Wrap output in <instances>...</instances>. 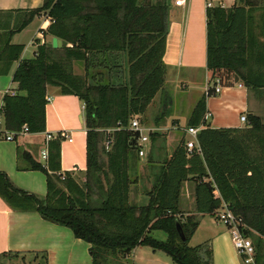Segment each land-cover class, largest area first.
Returning a JSON list of instances; mask_svg holds the SVG:
<instances>
[{
    "label": "trees",
    "instance_id": "1",
    "mask_svg": "<svg viewBox=\"0 0 264 264\" xmlns=\"http://www.w3.org/2000/svg\"><path fill=\"white\" fill-rule=\"evenodd\" d=\"M169 6L170 0H43L40 7L26 11L21 26L44 13L50 23L43 34L59 38L62 45L54 48L42 42L30 59H20L22 44L6 41L0 47V60L17 62L12 76L17 92L5 94L2 101L4 127L17 131L26 125L30 133L42 132L47 87L75 94L82 101L85 115L87 164L82 184L72 174H60L59 142L52 141L46 167L30 163L31 169H41L47 175L45 196L15 187L1 172L0 196L14 210L37 211L71 229L75 237L90 244L91 264H108L110 255L121 252L125 257L137 246L161 250L175 264H210V242L194 246L188 242L200 215L216 216L223 200L242 217L243 231L254 245L255 264H264V122L259 117L249 115L248 128L243 130L209 126L199 129L200 152L196 148L187 152L181 138L171 155L154 166L159 169L149 177L151 186L144 191L146 201H130L139 157L137 133L128 126L133 116L141 117L146 112L162 88ZM207 8L210 80H222V71L240 76L246 51L253 47L246 37L250 12L260 9L264 16V0H237L229 9ZM261 26L264 29V17ZM111 51L121 52L122 60L124 53L125 66L122 61L118 68L121 80L117 83H88L67 65L69 60L82 62L87 75L93 66L88 53ZM241 78L253 88L263 87L256 77ZM167 98L164 93L163 105ZM204 115L205 101L201 97L188 125L203 123ZM158 119L157 114L155 121ZM107 129H111L107 136L111 146L104 163L99 142ZM185 180L195 182L196 213L183 217L179 195ZM215 187L220 197L214 195ZM176 221L183 229L185 242L178 236ZM155 231H163L166 238L154 237Z\"/></svg>",
    "mask_w": 264,
    "mask_h": 264
},
{
    "label": "crops",
    "instance_id": "2",
    "mask_svg": "<svg viewBox=\"0 0 264 264\" xmlns=\"http://www.w3.org/2000/svg\"><path fill=\"white\" fill-rule=\"evenodd\" d=\"M143 1L139 0L140 3ZM207 1L212 3L211 8L223 9H229L237 3V0H186L184 5L176 6L170 0L162 56L166 68L164 82L153 98V101L158 98L159 119L155 121V116H147L152 121L146 123L140 119L142 124L145 123L144 126L153 129L145 145L146 154L140 157L142 160H149L148 166L160 165L171 155L170 151L173 150L176 139L181 136L185 140L188 137L185 129L189 126L192 110L201 97H204L205 101V115L204 122L196 126L199 129L209 126L243 130L248 128L249 115L259 117L264 122V112L260 110L264 104V29H261V17L264 16H261L258 10L250 12L246 37L249 45L253 47L246 51L245 65L240 71V76L232 74L229 83H224L219 78L212 80L213 86L218 80L220 92L205 95L207 87L212 91L207 69ZM42 3L43 0H0V47L6 41L22 44L24 48L20 59H30L25 56L27 47L34 46L37 49L38 44L51 42L54 36L40 34V30H45L50 23L46 14L35 15L21 26L27 17L26 11L40 7ZM34 22L37 23L31 28ZM26 32L29 36L24 40ZM88 56L93 65L100 60L95 64L106 66L110 61L120 65L123 61V68L125 66L124 53L122 60L121 52H89ZM16 66L17 62L0 60V107L5 94L17 92L16 83L12 80ZM242 75L256 77L262 81L263 87L257 89L251 84H245ZM171 83H179L183 89L191 86L197 92V97L189 96L187 112L182 116L184 123L178 116L170 113L169 108L173 100L169 95L166 104H162L163 94L168 93V84ZM48 96L51 99L45 105V127L42 132L17 135L11 141L0 140V172L5 174L15 187L39 197L45 196L47 192V175L41 169H31L30 163L39 162L43 166L41 152L46 148L49 156V145L52 141L59 142L60 174L74 175L83 172L87 164V131L82 101L77 95L62 93L54 86L47 87ZM208 112L210 116L206 115ZM242 114L246 115V121L240 120ZM61 132H65L67 136L63 137ZM47 133L52 135L49 140L46 139ZM27 155L30 158L27 159ZM47 163L46 160V165ZM194 188L195 182L192 180L182 183L179 208L185 213H196ZM146 199L143 192L138 195L137 202L142 204ZM206 215L208 214L200 215L199 224L191 238ZM208 216L212 218L213 225L204 230L199 241H210V264H246L234 248L229 232L218 222L216 216ZM197 244L199 243L195 245ZM89 246L87 241L75 237L68 227L46 219L37 211L14 210L0 196V263L8 259L24 263L30 261V255L34 259L39 255L44 264H91ZM131 253L134 258L142 257L145 264H158L159 261L167 263L156 250L143 249V246L135 247L129 255Z\"/></svg>",
    "mask_w": 264,
    "mask_h": 264
},
{
    "label": "rangeland",
    "instance_id": "3",
    "mask_svg": "<svg viewBox=\"0 0 264 264\" xmlns=\"http://www.w3.org/2000/svg\"><path fill=\"white\" fill-rule=\"evenodd\" d=\"M258 11L261 12L260 9ZM258 11H257V13H259ZM36 23L37 22H34V24H32L30 27L33 28V25H35ZM26 31H28V30H26ZM28 34L29 33L26 32L25 37H23L24 40H26L28 38V36H29ZM34 50H36V48L34 46L27 47V51L25 53L26 58L33 57ZM99 61L97 60L96 62H99ZM96 62H94V65L90 69V71H89L90 74L87 72V75L85 74L86 71L84 69V65L82 64V62L75 61V60H69L67 62L68 63L67 65L73 74H76L77 76L85 79L86 82H88V83H90V82L91 83L105 82L107 80L111 81L113 83H117L121 80L120 71L118 69L120 67V65H115L114 63H110V61H109V62H107V65L104 66L102 63H101L102 65H100V63L95 64ZM91 75H93V78H90ZM221 78H222L224 83H229L232 80V73L222 71L221 72ZM209 86L213 87V81L212 80L209 81ZM199 90L202 91L200 88H199ZM165 93H167V92H165ZM167 94L169 95V98H172V100H173V103H172V105H170V108H169V110H171L170 113L172 112V115L178 116L180 118V121L182 123H184L182 116H183V114H185L187 112V107H188L187 101L189 99V96H191L192 98L197 97V95H196L197 92H195V88L188 86L186 89H183L182 87H180L179 83H171V84H168V93ZM162 104H163V102H162ZM159 107H160V105L158 102V98H156L154 101L152 100L150 102V104L148 105V108H147L148 110L146 111V114L144 113L142 115V117H139L138 119L139 120L141 119L145 123L151 122L152 120L148 117L157 115L158 111H159ZM260 110L264 112V104L260 107ZM145 123H143V124H145ZM110 132H111V129L105 130L106 135H104L102 140L99 142V149H100L99 154L101 155V158H102L104 163H106V161H107L106 152L110 150V146H111V145H109L108 147H106V142L109 140V139H107V136L109 137L108 134ZM181 138L182 137L180 136L176 139L174 147L178 144V142L180 141ZM170 152H172V151H170ZM148 161L149 160L145 161V160H142L140 158H138V160H137L136 171H135V173H133V176H132V177H136L135 178L136 184L131 187V192H130V201L131 202L137 203L138 195L141 193L143 194V192L151 186V181L149 180V177H153V175L156 172H158L159 168H155L153 165L148 166L147 165ZM84 176H85L84 172H78V173L73 175V177H75L76 181H78V183H81V184L83 182ZM58 185L61 186L62 184L58 183ZM179 210L182 212L183 217H186L188 214H191V212L185 213L180 208H179ZM203 219L204 220H203V222L200 223L198 231L196 232L194 237H192L188 242V244L191 246H194L196 243H199V244L203 243V242L199 241L200 240L199 238H201V234H204V230L207 227H210L213 225L212 224L213 221H212V218L210 216L206 215V217H204ZM153 236L158 238V239H162V240L166 238V234L163 231H155V232H153ZM143 249H150L151 250V248L147 247V246H143ZM202 251H203V248H201V252ZM156 253L162 259L165 258V260L167 261V263H163L162 261H159L158 264H175L174 262H172V260H170L169 256L166 253H164L163 251L156 250ZM127 256L124 257L123 253L118 252L116 255L115 254L110 255V257H108V259H107V263L108 264H145L144 262H142L143 261L142 257L138 258V256H136L134 258L133 253H131V255H129L128 257ZM28 259L30 261H28V262L24 261V263H20L19 261L18 262H12L11 259L2 260V263H0V264H44L43 259L39 255H37L35 257V259L33 258L32 255H30ZM241 259L243 260V258H241ZM146 264H149V263H146ZM155 264H157V262Z\"/></svg>",
    "mask_w": 264,
    "mask_h": 264
},
{
    "label": "built area",
    "instance_id": "4",
    "mask_svg": "<svg viewBox=\"0 0 264 264\" xmlns=\"http://www.w3.org/2000/svg\"><path fill=\"white\" fill-rule=\"evenodd\" d=\"M186 0H172V3L176 6H182L184 5ZM207 7H211L212 3L210 1H207L206 3ZM40 34L43 35V30H40ZM221 86L219 85V82L217 80V83L212 87V91H210V87H207L205 89V95L209 94H215L220 92ZM51 98L46 96V101L48 102ZM2 107V105H1ZM0 107V140H8L11 141L14 139L15 136L17 135H23L26 133H29L28 127L26 125H23L20 130H7L4 127L3 123V118H2V110ZM83 107V106H82ZM207 116H210L211 114L208 112L206 114ZM241 121H246V115L242 114L240 116ZM128 129L136 132L137 137H136V145H137V154L140 157L145 156L146 154V148L145 145L149 141V134L153 132L152 128H149L147 126H144L140 120L138 119L137 116H133L130 119V123L128 126ZM199 131V128L196 126H188L185 129V133L188 135V137L184 140V145L185 148L188 152H190L193 148H196L199 152L200 146L197 141V133ZM61 135L63 137H66L65 132H61ZM52 138L51 133L46 134V139L49 140ZM110 145V141L108 140L106 142V147ZM48 157V152L47 149L45 148L41 152V158L44 161V165L46 166V160ZM61 178H64V175H61ZM206 180V179H204ZM213 193L215 196L220 197L219 191L215 187L213 190ZM216 218L218 222L225 227V229L229 232L232 243L234 248L236 249L238 255L243 258L244 262L246 264H255L254 262V254H255V249L254 245L252 243V240L249 236H247L244 233V227L245 224L243 222V219L241 216L233 213L229 208L226 202L222 200L220 206L217 209L216 212Z\"/></svg>",
    "mask_w": 264,
    "mask_h": 264
},
{
    "label": "water",
    "instance_id": "5",
    "mask_svg": "<svg viewBox=\"0 0 264 264\" xmlns=\"http://www.w3.org/2000/svg\"><path fill=\"white\" fill-rule=\"evenodd\" d=\"M47 44L51 47L56 48V47H61L62 42L59 38L53 37L51 42H49ZM235 81H237V77H235ZM175 227H176V231H177L178 236L180 237L181 241L185 242L186 241L185 234H184L183 229H182V227L178 221L175 222Z\"/></svg>",
    "mask_w": 264,
    "mask_h": 264
}]
</instances>
